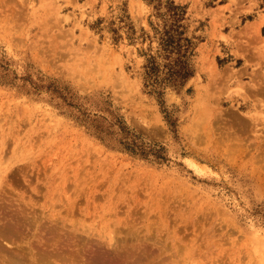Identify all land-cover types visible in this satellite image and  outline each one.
Wrapping results in <instances>:
<instances>
[{
    "label": "rangeland",
    "instance_id": "1",
    "mask_svg": "<svg viewBox=\"0 0 264 264\" xmlns=\"http://www.w3.org/2000/svg\"><path fill=\"white\" fill-rule=\"evenodd\" d=\"M0 212L28 257L264 264V0H0Z\"/></svg>",
    "mask_w": 264,
    "mask_h": 264
},
{
    "label": "bare ground",
    "instance_id": "2",
    "mask_svg": "<svg viewBox=\"0 0 264 264\" xmlns=\"http://www.w3.org/2000/svg\"><path fill=\"white\" fill-rule=\"evenodd\" d=\"M0 213H1L0 214V264H77L78 258L75 254H71V253L65 251L67 249L64 250L63 247L55 248L52 244H49V242L46 244L44 243L43 244L44 248L42 249V251L40 250L41 252H39L37 250L38 253L36 255L33 253V250H31L29 247H27V249H30V253H29L30 255L28 254L29 257L26 256V252H29V251L25 249L26 250V252H25L24 249L21 247V245H19L22 241V237H21V239H20V237H18V233H19V230L21 229V226L23 228V225H22L23 222H21L19 219L13 220L14 217L13 218L11 217L12 220L11 219L6 220L7 219L6 216L3 215L2 212H0ZM24 222L26 223V220ZM20 231H22V230H20ZM49 241H51V240H49ZM27 244H29V243H27ZM14 245H16V246H14ZM10 246H13L15 249H13V247L9 248ZM37 247L39 248V245ZM50 247L53 249H48ZM34 249H35V247H34ZM123 255H126V254H123ZM131 257H133L134 263L137 264V262H140V261L135 260L136 256L134 257V254L133 255L129 254L127 257H125V256L121 257V255H120L118 257V259L120 258V261H119V263L117 262V264H124V262L127 261V259L131 258ZM139 258H138V260H139ZM28 259H29V261H28ZM92 261H94V260H92ZM92 261H91V263H94ZM141 262H142V258H141ZM97 263H98V261H97ZM107 263H109V262H107ZM94 264H96V263H94Z\"/></svg>",
    "mask_w": 264,
    "mask_h": 264
},
{
    "label": "trees",
    "instance_id": "3",
    "mask_svg": "<svg viewBox=\"0 0 264 264\" xmlns=\"http://www.w3.org/2000/svg\"><path fill=\"white\" fill-rule=\"evenodd\" d=\"M171 11H172V14L173 16L177 17L179 16V14L177 13L179 9H181L180 7H177V6H174L173 3H171ZM166 43L167 45L169 46H172L171 44L173 43V38L171 35H168L167 38H166ZM180 64H181V68L176 70L174 69L173 67H170V70H169V75L171 77L175 76V78H180V79H186L190 73L188 72V69L186 67V64L182 61H180ZM152 70H154V67L151 68Z\"/></svg>",
    "mask_w": 264,
    "mask_h": 264
}]
</instances>
